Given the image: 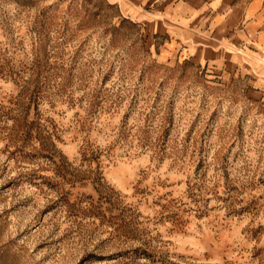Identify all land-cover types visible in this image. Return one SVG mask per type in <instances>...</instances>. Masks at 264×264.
<instances>
[{"label":"rangeland","instance_id":"1","mask_svg":"<svg viewBox=\"0 0 264 264\" xmlns=\"http://www.w3.org/2000/svg\"><path fill=\"white\" fill-rule=\"evenodd\" d=\"M159 29L0 0V264H264V93Z\"/></svg>","mask_w":264,"mask_h":264},{"label":"crops","instance_id":"2","mask_svg":"<svg viewBox=\"0 0 264 264\" xmlns=\"http://www.w3.org/2000/svg\"><path fill=\"white\" fill-rule=\"evenodd\" d=\"M112 1L125 17L156 24L164 51L249 74L264 93V0Z\"/></svg>","mask_w":264,"mask_h":264}]
</instances>
